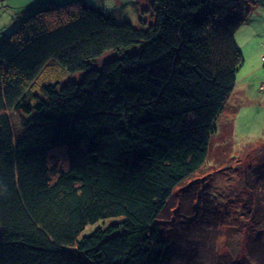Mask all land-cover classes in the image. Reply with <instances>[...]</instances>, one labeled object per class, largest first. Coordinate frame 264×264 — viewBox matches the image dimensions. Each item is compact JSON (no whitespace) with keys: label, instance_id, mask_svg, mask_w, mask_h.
Segmentation results:
<instances>
[{"label":"trees","instance_id":"obj_1","mask_svg":"<svg viewBox=\"0 0 264 264\" xmlns=\"http://www.w3.org/2000/svg\"><path fill=\"white\" fill-rule=\"evenodd\" d=\"M258 5L150 0L139 27L82 0L21 10L0 38V264H171L161 215L208 157Z\"/></svg>","mask_w":264,"mask_h":264},{"label":"rangeland","instance_id":"obj_2","mask_svg":"<svg viewBox=\"0 0 264 264\" xmlns=\"http://www.w3.org/2000/svg\"><path fill=\"white\" fill-rule=\"evenodd\" d=\"M25 1L0 2V19H18ZM139 18L125 9L118 21L139 27ZM236 42L244 62L216 120L208 157L175 188L161 215L171 264H259L256 252L264 256V5L252 9ZM65 72L53 76L66 82L73 76ZM118 219L89 225L81 235Z\"/></svg>","mask_w":264,"mask_h":264},{"label":"crops","instance_id":"obj_3","mask_svg":"<svg viewBox=\"0 0 264 264\" xmlns=\"http://www.w3.org/2000/svg\"><path fill=\"white\" fill-rule=\"evenodd\" d=\"M49 1L51 0H26L25 3L28 5H25V7L39 3H46ZM149 1L150 0H82V2L86 4H92L98 8H101L106 13H109L114 17L124 14L125 9L133 10L138 15L140 13V9L146 6ZM256 8H258V6ZM16 20L17 19L8 23L9 21L0 19V38L3 36L4 32H7L10 29Z\"/></svg>","mask_w":264,"mask_h":264}]
</instances>
